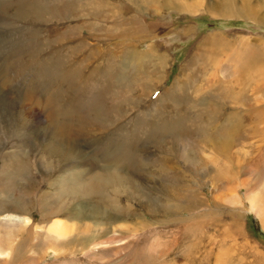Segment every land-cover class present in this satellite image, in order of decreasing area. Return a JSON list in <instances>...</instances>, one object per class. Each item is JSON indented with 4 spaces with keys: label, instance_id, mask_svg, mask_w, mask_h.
Returning <instances> with one entry per match:
<instances>
[{
    "label": "rangeland",
    "instance_id": "rangeland-1",
    "mask_svg": "<svg viewBox=\"0 0 264 264\" xmlns=\"http://www.w3.org/2000/svg\"><path fill=\"white\" fill-rule=\"evenodd\" d=\"M186 1V9L156 16L123 9V22H160L138 47L151 54L155 42L165 50L160 82L150 88L143 74L117 67L120 59L110 67L103 52L118 38L110 36L115 29L97 17L94 36L85 37L74 1L0 0V244L9 250L0 264H218L217 252L221 264H264V230L248 200L258 195L264 203V23L213 16L207 0ZM238 36L248 37L256 54L248 90L241 92L224 70L225 51L215 57L216 83L208 69L166 96L194 50ZM227 111L235 113L231 121ZM220 138L228 142L214 149ZM53 221L74 228L52 235ZM90 222L95 232L119 237V245L84 254L80 240Z\"/></svg>",
    "mask_w": 264,
    "mask_h": 264
},
{
    "label": "bare ground",
    "instance_id": "bare-ground-1",
    "mask_svg": "<svg viewBox=\"0 0 264 264\" xmlns=\"http://www.w3.org/2000/svg\"><path fill=\"white\" fill-rule=\"evenodd\" d=\"M69 2L74 1L76 4V9H77V15L75 16L76 22H78L80 24L81 27H87L88 30L86 31V35L85 37L92 35L94 36V34L91 32V30H93V26L92 24L96 23L97 17L99 18V20L103 23H111L112 24V28L115 29V31L113 33L110 34V36L112 38H116L118 37L116 40L112 39V42L107 44V47H103L104 50V54L107 57V61L110 62V67H115V63L114 61H116V59H120V66L117 65V67H120V69L122 68L123 70H125L126 68H128L127 70H133L136 73H140L143 74V76L147 79V84L148 85H152L150 88L154 87V85L156 83L160 82V79L156 77V75L159 73V71L157 70L158 68H162L165 66L164 62H165V56H164V49L162 47H160L159 45H157L155 42L153 44L150 45V47L148 49H151L152 52L151 54L146 50V51H140L138 47H140V45L142 43H146L147 40L151 41L155 35L153 34V31L155 29L154 26L156 25H160V22L158 21H154V22H149L148 25H142L141 23H139L137 18H130L128 20H125L124 22L123 20V9L125 10H132L133 11H140V12H145V13H149V12H153L152 14H154V16H156L158 13L160 12H167L168 10H172V11H179L180 9H186L187 6H190L191 3H188L186 0H115V1H111V0H67ZM196 0L192 1V5H194ZM11 2V1H9ZM23 2V1H22ZM64 2V1H63ZM66 2V1H65ZM98 4V13H94V12H90V10L94 9V4ZM11 4V3H10ZM32 4V3H31ZM68 4V3H67ZM1 5V4H0ZM71 5V4H70ZM264 2L262 0H207L204 3V7L205 9L208 11L205 12L209 13L213 16H217L220 15L221 17L223 16H231V17H236V18H243V19H248L249 21H254V22H258V23H264V13H262V8H263ZM12 6V5H11ZM71 7V6H70ZM74 7V5H73ZM71 7V8H73ZM5 9V8H4ZM37 10V9H36ZM87 11L86 13H84L83 11ZM19 11V10H18ZM34 11V10H33ZM32 11V12H33ZM21 12V11H20ZM29 12V9H28ZM43 13V12H42ZM19 14V13H18ZM75 14V13H74ZM87 14L89 16H87ZM150 14V13H149ZM27 15V14H26ZM20 16V15H19ZM153 16V15H152ZM114 18V19H112ZM37 19V18H36ZM80 19V20H79ZM25 20V19H24ZM23 20V21H24ZM43 21V20H42ZM121 22L123 23V25H121ZM158 22V23H157ZM133 25V27H132ZM157 27V26H156ZM103 29L107 27H99V29ZM19 31V30H18ZM24 32V31H23ZM27 33V31H26ZM30 33V32H29ZM27 36V35H26ZM21 37V36H20ZM83 37V36H82ZM85 40V38H83ZM204 43H206L207 45L210 43L208 42V39H201ZM223 40V43H222ZM249 38L248 37H241L238 36L237 39H233L234 42L228 40L226 37H221L220 39L217 40V44L219 46H201L198 49L194 50L193 53L191 54V56H188L187 59V64L185 63L184 65L181 66L180 68V73L176 75V79L173 83V87L171 86V88L169 89H165V94L170 95L171 92L175 91V90H181L182 87L186 89V82L187 80H193L195 78V76H197L200 72H203L202 76H206L205 74L208 72L207 70L210 69L209 74H215L212 79H214V82H217L216 76H217V72L219 71V66L217 61H216V56H218V54L225 52L228 55L227 59H226V64L227 66H225V71L230 70L232 73V78L235 80L236 83V87L240 88L241 92L242 91H246L248 90V88L250 86H252L253 83V71H254V65H255V56L256 54H254L253 52V48H251L249 42H248ZM19 41V38H18ZM22 41V40H21ZM16 42V41H15ZM30 42V41H29ZM28 42V43H29ZM33 42V41H32ZM222 43V44H220ZM225 44V45H224ZM25 46V44H23ZM234 45V46H233ZM31 46V45H30ZM81 46V45H80ZM83 46V45H82ZM233 46V47H232ZM224 47V48H223ZM227 47V48H226ZM217 49V52L215 51ZM93 50V49H92ZM164 50V51H163ZM20 51V50H19ZM23 52V51H22ZM28 53V52H27ZM94 53V52H93ZM29 54V53H28ZM17 55V54H16ZM31 55V54H30ZM97 55V54H96ZM259 55V54H257ZM263 55V53H262ZM15 56V55H14ZM53 56V55H52ZM88 56V55H87ZM89 57V56H88ZM93 57V56H92ZM54 58V57H53ZM91 58V57H90ZM95 58V56H94ZM97 58V57H96ZM156 59V62H153V59ZM46 59V58H45ZM48 60V59H47ZM57 60V59H56ZM84 60V59H83ZM91 60V59H90ZM101 60V58H100ZM51 61V60H50ZM78 61V60H77ZM44 62H48V61H44ZM69 62V61H68ZM74 62V61H73ZM93 62V60H92ZM91 62V63H92ZM99 62V61H98ZM52 63V62H51ZM223 63V62H222ZM8 64V63H7ZM56 64V63H55ZM54 64V65H55ZM59 64V63H58ZM61 64V63H60ZM119 64V63H118ZM64 65V64H63ZM108 65V64H107ZM221 65V64H220ZM99 66V65H98ZM148 66L149 71L146 72V67ZM54 67V66H53ZM61 67V65H60ZM93 67V65H92ZM213 67V69H212ZM130 68V69H129ZM62 70V69H61ZM106 70V69H105ZM104 70V71H105ZM70 71V70H69ZM93 71V69H92ZM117 71V70H114ZM223 71V70H222ZM68 71H66L67 73ZM72 73V72H71ZM105 73V72H104ZM110 73V72H109ZM113 71H111L110 74H112ZM120 73V72H119ZM127 73V72H126ZM129 73V72H128ZM152 73H155V76H152ZM230 73V74H231ZM116 74V72H115ZM61 75V74H59ZM101 75V74H100ZM124 75V74H123ZM129 75V74H128ZM131 75V74H130ZM229 75V74H228ZM62 76V75H61ZM67 76V75H66ZM111 76V75H110ZM118 76V75H117ZM132 76V75H131ZM131 76H129L131 78ZM142 76V77H143ZM201 76V77H202ZM213 76V75H212ZM50 77V76H49ZM114 77V75H113ZM125 77V75H124ZM200 77V78H201ZM65 78V77H64ZM108 78V77H106ZM111 78V77H110ZM129 78V79H130ZM143 79V78H142ZM145 80V79H143ZM211 80V79H210ZM36 81V80H35ZM34 81V83H35ZM125 81V80H124ZM188 81V82H189ZM196 81V80H195ZM199 81V80H198ZM225 81V80H224ZM228 81V80H227ZM89 82V81H88ZM87 82V83H88ZM114 83V81H112ZM116 82V81H115ZM187 82V83H188ZM213 82V81H212ZM125 83V82H124ZM37 84V83H36ZM115 84V83H114ZM122 84V83H121ZM254 87L256 88L257 85L256 83H254ZM130 85V84H129ZM220 85V84H219ZM1 86V85H0ZM33 86V85H32ZM109 86V85H108ZM113 86V85H112ZM117 86V85H116ZM36 87V86H35ZM106 87V86H105ZM111 87V86H110ZM114 87V86H113ZM218 87V86H216ZM24 88V87H22ZM38 88V87H37ZM109 88V87H108ZM198 88H201V85L199 84ZM230 88V87H229ZM27 89V88H26ZM51 89V88H50ZM119 89V88H117ZM137 89V88H136ZM4 90V89H3ZM30 90V88H29ZM113 90V89H112ZM235 90V89H234ZM251 90V89H250ZM120 91V89H119ZM145 91V90H144ZM183 91V90H182ZM218 91V90H217ZM233 91V90H232ZM115 92V91H114ZM148 92V91H147ZM150 92V91H149ZM184 92V91H183ZM231 92V91H230ZM229 92V93H230ZM238 92V91H236ZM24 93V92H23ZM37 92H33V95H36ZM217 93V92H216ZM232 92L231 95H233ZM240 93V92H239ZM241 94V93H240ZM190 95V94H188ZM9 96V95H6ZM38 96V95H36ZM110 96V95H109ZM149 96V95H146ZM160 96V95H159ZM164 96V95H163ZM239 96V95H238ZM32 97V95H31ZM34 97V96H33ZM180 97V96H179ZM186 97V96H185ZM202 97V96H201ZM205 97H208L207 95H205ZM12 98V97H11ZM25 98V97H24ZM28 98V97H27ZM159 98V97H158ZM157 98V99H158ZM32 99V98H31ZM36 99V98H35ZM38 99V98H37ZM36 99V100H37ZM115 99V98H114ZM185 99V98H184ZM207 99V98H206ZM34 100V99H33ZM185 101V100H184ZM195 101V99H194ZM212 101V100H211ZM38 102V101H37ZM35 101V103H37ZM137 102V101H136ZM154 102V101H153ZM189 102V101H188ZM210 102V101H209ZM234 102V101H232ZM73 103V102H71ZM113 103V102H112ZM116 103V102H115ZM196 103V102H195ZM211 103V102H210ZM216 103V102H215ZM38 104V103H37ZM120 104V103H119ZM198 104V103H197ZM219 104V103H218ZM234 104V103H233ZM10 105V104H9ZM27 105V104H26ZM29 105V104H28ZM152 105V104H151ZM189 105V103H188ZM117 106V105H116ZM119 106V105H118ZM138 106V105H137ZM187 106V105H186ZM204 106V105H203ZM17 107V106H16ZM37 107V106H36ZM195 108V107H194ZM15 109V108H14ZM19 109V108H18ZM23 109V108H22ZM34 109V108H33ZM71 109V108H70ZM75 109V108H74ZM204 109V108H203ZM208 109V106H207ZM73 110V109H72ZM200 110V108L198 110H196L197 112ZM27 111V110H26ZM35 111V110H34ZM71 111V110H70ZM69 111V112H70ZM76 111V110H75ZM208 111H206L207 113ZM210 112V109H209ZM212 112V111H211ZM77 113V112H76ZM199 113V112H198ZM228 113V111H227ZM226 113V114H227ZM239 113V112H238ZM33 114V113H32ZM72 114V112H71ZM116 114V111H115ZM119 114V113H118ZM116 114V115H118ZM204 114V112H203ZM210 114V113H209ZM234 112H230L227 114L226 121H231L232 117L234 116ZM202 115V114H201ZM208 115V114H207ZM211 115V114H210ZM240 115V114H239ZM36 116V115H35ZM80 115H78L79 117ZM218 116V115H217ZM226 116V115H225ZM192 117V115H191ZM212 117V116H211ZM80 118V117H79ZM87 118V117H85ZM201 118V117H200ZM204 118V117H203ZM84 119V118H83ZM17 120V119H15ZM27 120V118H26ZM80 120V119H79ZM89 120V119H87ZM86 120V121H87ZM204 120V119H203ZM206 120V119H205ZM209 120V119H208ZM207 120V121H208ZM18 121V120H17ZM91 121V120H90ZM238 121V120H237ZM89 122V121H87ZM206 122V121H203ZM210 122V121H208ZM212 122V121H211ZM233 122V121H232ZM231 122V123H232ZM44 123V121H43ZM102 123V122H101ZM230 123V122H228ZM227 123V124H228ZM239 123V122H238ZM41 124V123H40ZM96 124V123H95ZM205 124V123H204ZM207 124V122H206ZM36 125V124H35ZM38 125V124H37ZM102 125V124H101ZM106 125V124H104ZM102 125V126H104ZM231 126V124H229ZM240 125V124H239ZM28 126V125H27ZM45 126V125H44ZM229 126V127H230ZM31 127V126H28ZM39 127V126H38ZM217 127V126H216ZM240 127V126H238ZM33 127H31L32 129ZM37 128V127H36ZM219 128V126H218ZM25 129V128H24ZM49 129V128H48ZM120 129V128H119ZM210 129V128H209ZM215 129V128H214ZM27 130V129H25ZM238 130V129H237ZM216 131V130H215ZM65 132V131H64ZM117 132V131H116ZM139 132V131H138ZM210 132V131H208ZM229 132V134L231 133V131H227ZM120 133V132H119ZM126 133V132H125ZM31 134V133H30ZM34 134V133H33ZM62 134V133H61ZM71 134V133H70ZM118 134V133H117ZM132 134V133H131ZM215 134V133H214ZM121 135V134H119ZM237 135V134H236ZM32 136V135H31ZM40 136V134H39ZM132 136V135H131ZM234 136V135H233ZM130 137V136H129ZM33 138V137H32ZM48 138V137H47ZM116 138V137H115ZM124 138V137H123ZM38 139V138H37ZM58 139V138H57ZM61 139V138H60ZM59 139V140H60ZM67 139V138H66ZM72 139V137H71ZM121 139V138H120ZM209 139V138H208ZM231 139V138H230ZM64 140V139H63ZM224 138H220V141L216 144H214V149L215 148H219L220 145L228 142L227 140L223 141ZM234 140V139H233ZM55 141V140H54ZM62 141V140H61ZM68 141V139H67ZM126 141V140H125ZM205 141V140H204ZM65 143V142H63ZM76 143V142H75ZM53 144V143H52ZM68 144V143H67ZM212 144V143H211ZM70 145V144H69ZM72 145V144H71ZM70 145V146H71ZM99 145V144H98ZM69 146V147H70ZM208 146V145H207ZM67 148L70 150V148ZM117 147V146H116ZM124 147V145H123ZM226 147V146H225ZM51 148V147H48ZM80 148V147H79ZM106 148V147H105ZM112 148V146H111ZM114 148V147H113ZM231 148V147H230ZM66 149V150H67ZM83 149V148H82ZM81 149V150H82ZM97 149V148H96ZM211 149V148H210ZM95 150V149H93ZM213 150V149H212ZM221 150V149H219ZM57 151V150H56ZM72 151V150H71ZM132 151V150H131ZM68 152V151H67ZM70 152V151H69ZM78 152V151H77ZM80 152V151H79ZM101 152V151H100ZM209 152V151H208ZM75 153V152H74ZM95 153V152H93ZM92 153V154H93ZM102 153V152H101ZM137 153V152H136ZM78 154V153H77ZM87 154V152H86ZM74 155V154H73ZM94 155V154H93ZM138 155V154H137ZM79 157V154L77 155ZM125 156V155H124ZM128 156V154H127ZM135 156V155H134ZM159 156V155H158ZM217 156L218 154L214 153L213 157ZM223 156V154H222ZM231 156V155H230ZM64 157V156H63ZM75 157V156H74ZM92 157V156H91ZM96 157V156H95ZM133 157V156H132ZM139 157V156H138ZM212 157V158H213ZM88 158V157H87ZM98 158V157H97ZM135 158V157H134ZM222 158V157H221ZM80 159V158H79ZM103 159V158H101ZM105 159V158H104ZM126 159V158H125ZM140 159V158H139ZM203 159V158H202ZM96 160V159H95ZM135 160V159H133ZM211 160V159H210ZM48 161V160H47ZM62 161V160H61ZM82 161V160H81ZM69 162V161H68ZM73 162V161H72ZM84 162V161H83ZM119 162V161H118ZM124 162V161H123ZM224 162V161H223ZM228 162V161H227ZM70 163V162H69ZM82 163V162H81ZM111 163V162H110ZM213 163V162H212ZM217 163V162H216ZM225 163V162H224ZM223 163V165H224ZM62 164V163H60ZM67 164V163H66ZM73 164V163H72ZM75 164V163H74ZM73 164V165H74ZM87 164V163H85ZM118 164V163H117ZM116 164V165H117ZM121 164V163H120ZM132 164V163H131ZM163 164V163H161ZM214 164V163H213ZM112 165V164H111ZM115 165V166H116ZM122 165H125V163H123ZM127 165V164H126ZM125 165V166H126ZM130 165V164H129ZM138 165V164H137ZM217 165V164H215ZM66 166V165H65ZM79 166V165H78ZM110 167V164L108 165ZM128 166V165H127ZM161 166V165H160ZM225 166V165H224ZM14 166H12L13 168ZM82 167V166H81ZM80 167V168H81ZM93 167V165L91 166ZM90 167V168H91ZM98 167V166H96ZM108 167V168H109ZM118 167V166H117ZM163 167V166H162ZM11 168V167H10ZM11 168V169H12ZM79 168V167H77ZM101 168V167H100ZM111 168V167H110ZM121 168V167H118ZM129 168V167H128ZM133 168V166H132ZM137 168V167H136ZM164 168V167H163ZM161 168V171L162 169ZM228 168V166H227ZM94 169V168H93ZM97 169V168H96ZM122 169V168H121ZM134 169V168H133ZM193 169V168H192ZM14 172V169H12ZM66 170V169H65ZM72 170V168H71ZM81 170V169H79ZM98 170V169H97ZM104 170V169H103ZM114 171V169H112ZM166 170V169H165ZM212 172H215V180L214 181V185H217V177L219 176V169L218 168H211ZM82 171V170H81ZM84 171V170H83ZM91 171H93L91 169ZM102 171V169H101ZM118 171V170H117ZM124 171V170H123ZM133 171V170H132ZM75 172V171H74ZM79 173V171H77ZM76 172V173H77ZM104 172V171H103ZM107 171H105L106 173ZM165 173V171H162ZM172 172V171H171ZM64 173V172H63ZM66 173V172H65ZM68 173V172H67ZM66 173V174H67ZM93 173V172H92ZM125 173V172H124ZM122 173V175L124 174ZM131 173V171H130ZM62 174V173H61ZM63 174V175H66ZM69 174V173H68ZM94 174V173H93ZM96 174V173H95ZM99 174V173H98ZM108 174V173H107ZM173 174V173H172ZM101 175V173H100ZM121 175V173H120ZM119 175V176H120ZM174 175V174H173ZM178 175V174H177ZM80 176V173H79ZM83 176V175H82ZM102 176V175H101ZM113 176V175H112ZM115 176V175H114ZM118 176V175H117ZM116 176V177H117ZM133 176V175H132ZM184 176V175H183ZM69 177V176H68ZM84 177V176H83ZM94 177V176H93ZM111 177V176H110ZM222 177V176H221ZM59 178V177H58ZM64 177H62L61 179H63ZM67 178V177H66ZM73 178V176H72ZM86 179V176L84 177ZM121 178V177H120ZM123 178V177H122ZM57 179V177H56ZM55 179V180H56ZM71 179V177H70ZM79 180V178H77ZM82 179V178H81ZM107 179V178H106ZM186 179V178H185ZM54 180V182H55ZM65 182V179H63ZM67 180V179H66ZM73 180V179H71ZM75 180V179H74ZM109 180V179H108ZM117 180V179H116ZM121 180V179H120ZM124 180V179H123ZM137 180V179H136ZM84 181V180H83ZM97 181V180H96ZM111 181V180H110ZM113 181V180H112ZM115 181V180H114ZM130 181V180H129ZM182 181V180H181ZM53 182V183H54ZM57 182V181H56ZM60 182V181H58ZM67 182V181H66ZM70 182V180L68 181ZM74 182V181H73ZM82 182V181H81ZM91 182V181H90ZM98 182V181H97ZM106 182V180H105ZM119 182V181H118ZM122 182V181H121ZM78 183V182H77ZM84 183V182H83ZM182 183V182H181ZM60 184V183H59ZM58 184V185H59ZM75 184V183H74ZM90 184V183H89ZM98 184V183H97ZM102 184V183H101ZM70 185V184H69ZM78 185V184H77ZM83 185V184H82ZM122 185V184H121ZM67 186V185H66ZM95 186V185H94ZM99 186V185H98ZM117 186V185H116ZM184 186V185H183ZM85 187V185H84ZM180 187V186H179ZM61 188V186H60ZM76 188V187H75ZM86 189V188H84ZM118 189V188H117ZM88 191V190H87ZM116 191V190H115ZM167 191V190H166ZM39 193V192H38ZM86 194V193H85ZM89 194V193H88ZM97 194V193H96ZM165 194V191H164ZM249 195V194H248ZM98 196V195H96ZM165 196V195H164ZM247 196V195H246ZM258 195L254 196V195H250L249 196V208L256 211L257 214L260 215V218L262 220L263 226H264V209H263V205L264 203L261 202L260 198L256 199ZM102 198V197H101ZM168 198V197H166ZM2 200V199H1ZM104 200V199H103ZM169 200H170V206L172 208H174V203H176L175 199L173 197H171V195H169ZM177 200V199H176ZM222 201V200H221ZM109 202V201H108ZM113 202V201H112ZM118 202V201H117ZM115 201V203H117ZM165 202H167L165 200ZM225 202H228V200H226ZM2 203V202H1ZM4 203V202H3ZM6 203V202H5ZM204 204L203 201L201 200V205ZM234 204V203H233ZM1 205V204H0ZM4 205V204H3ZM230 205V204H229ZM115 206V205H114ZM220 206V204H219ZM115 208V207H114ZM175 208H178V205H175ZM108 209V208H107ZM121 209V208H120ZM123 209V208H122ZM122 209L120 210L121 212ZM114 210V209H113ZM174 211V210H173ZM180 211V210H179ZM98 212V211H97ZM117 212V211H116ZM119 212V211H118ZM117 212V213H118ZM128 212V211H127ZM167 212V211H166ZM44 214V212H42ZM68 213V212H67ZM110 213V212H109ZM46 214V213H45ZM92 214V212H91ZM111 214V213H110ZM49 215V214H48ZM86 216L90 217L91 215L89 213L85 214ZM116 215V214H115ZM120 215V214H119ZM1 216V215H0ZM45 216V215H43ZM94 216V214L92 215V217ZM105 216V215H103ZM118 216V215H117ZM109 217V216H108ZM71 218V217H70ZM120 218V216L118 217ZM122 218V216H121ZM92 219V218H91ZM114 220V219H113ZM110 221V220H109ZM117 221V220H116ZM187 221V220H186ZM63 223V222H62ZM60 223V221H53L49 228V231L58 235V236H64L67 232H70L71 229H73L74 227H68L64 224ZM99 223V221H98ZM74 224V223H73ZM100 224V223H99ZM110 224V223H109ZM112 224V222H111ZM97 225V224H96ZM96 225L93 224L92 222H90V225L87 226L88 232L85 235H81V248L84 251V254H90L93 252H96L98 250H102L105 249L107 246H110L113 242L115 243L117 238L119 237H114L113 234L111 236H107L106 234H108V232H106V229H103L102 232H95V228ZM110 226V225H109ZM192 225H190L191 227ZM77 228V227H76ZM85 230L86 227L84 226ZM109 228V227H108ZM187 229V228H186ZM193 230V229H192ZM116 232V231H115ZM8 236V235H7ZM9 237V236H8ZM107 237V238H106ZM106 238V239H104ZM116 238V239H115ZM118 243V242H116ZM116 245V244H115ZM113 245V246H115ZM119 245V243H118ZM87 246V247H86ZM115 247H113L114 249ZM112 249V248H111ZM117 249V247H116ZM104 253V252H103ZM148 253H151L148 252ZM147 253V255H148ZM98 254V253H97ZM0 255H6L7 258L9 257V250L4 251L2 250L1 244H0ZM222 254L220 252H217L216 254V263L219 262L218 264H221L220 261L221 260ZM92 258V257H91Z\"/></svg>",
    "mask_w": 264,
    "mask_h": 264
},
{
    "label": "crops",
    "instance_id": "crops-1",
    "mask_svg": "<svg viewBox=\"0 0 264 264\" xmlns=\"http://www.w3.org/2000/svg\"><path fill=\"white\" fill-rule=\"evenodd\" d=\"M254 212H256V211H254ZM257 217L261 220V218H260V216L258 214H257ZM261 222H262V220H261ZM262 229L264 230L263 223H262Z\"/></svg>",
    "mask_w": 264,
    "mask_h": 264
}]
</instances>
